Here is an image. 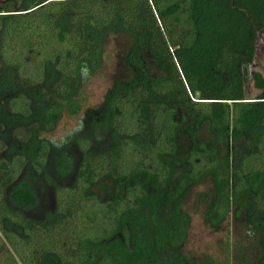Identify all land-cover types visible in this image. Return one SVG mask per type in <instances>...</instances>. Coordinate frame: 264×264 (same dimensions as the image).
Masks as SVG:
<instances>
[{"label": "trees", "instance_id": "trees-1", "mask_svg": "<svg viewBox=\"0 0 264 264\" xmlns=\"http://www.w3.org/2000/svg\"><path fill=\"white\" fill-rule=\"evenodd\" d=\"M262 30L264 0H25L18 13L6 2L0 264H183L154 252L162 241L154 232L168 228L181 245L189 219L180 206L173 211V200L207 177L218 198L209 221L232 205L247 206L260 249L254 264H264V75L252 68ZM111 31L132 39L124 56L130 76L87 111L91 134L83 129L74 138L78 162L69 151L58 161L73 178L70 186H54V211L44 203L46 218L32 215L37 196L22 176L53 182L45 173L49 140L39 134L51 132L66 110L77 113L75 92L101 67L102 40ZM248 81L261 92L248 97ZM182 134L189 140L184 154ZM104 181L101 199L90 190ZM148 187L161 200L150 212L144 205L156 196Z\"/></svg>", "mask_w": 264, "mask_h": 264}, {"label": "rangeland", "instance_id": "rangeland-1", "mask_svg": "<svg viewBox=\"0 0 264 264\" xmlns=\"http://www.w3.org/2000/svg\"><path fill=\"white\" fill-rule=\"evenodd\" d=\"M3 0H1L2 2ZM20 6V4H19ZM132 39L130 36L122 32H108L102 40L103 46V62L101 67L95 74L87 76L83 87L75 92L74 100L78 104L77 113L65 111L56 127L48 133H40L49 140L50 154L48 158L45 173L51 176L53 182L49 184V180L43 175L32 174L31 172L24 173L21 180L30 182L37 196L38 204L34 207L35 211H31L32 215L46 218L45 215L52 211L53 208V186L68 185L72 183L73 170L69 173L63 172L58 168V161L65 157V153H70V157L74 163L79 160V151L74 146V138L80 131L81 124L85 132L83 134H91L88 132L90 122L86 113L89 110L99 108L104 101L105 95L112 86L119 80H124L130 76V69L124 61L126 50L131 46ZM149 66L152 62L148 61ZM1 66V65H0ZM252 68L260 71L264 75V30H262L257 39L256 54ZM49 86L53 84V80L48 81ZM260 90L254 88L251 81L246 84V93L248 97H253ZM25 135L28 133V128L24 127ZM10 134H13L11 132ZM67 138L69 143L57 149L53 147L52 141H59L61 138ZM182 146L181 152L184 154L188 148L189 140L181 135ZM201 140H209V136L205 133L200 135ZM109 136L106 135L105 145L109 142ZM104 145V146H105ZM103 146V147H104ZM34 147V146H33ZM101 148V147H99ZM186 165H182L177 169L175 176H178ZM164 193L166 194V202L171 191L175 189V181ZM103 184H109L107 181L98 183L91 188V192L98 195L101 199L105 196L102 191ZM150 198L155 197L149 204L145 206L148 212L157 208L161 203L158 191L148 187ZM217 191L214 181L211 177L202 179L188 186L180 197L173 201L176 204L173 211L180 206V211L189 219V228L185 235V239L180 246H176L166 235V229L155 230L154 234H158L161 241V250L158 256L161 258L176 256L182 260L183 264H254V261L260 249L257 246V234L251 233L249 230L246 211L247 206L239 203L230 206L227 214L216 223H211L208 218V209L217 201ZM47 207L44 208L45 205ZM167 215V203L164 206ZM47 212V213H46ZM167 225V223H164ZM163 227V226H162Z\"/></svg>", "mask_w": 264, "mask_h": 264}, {"label": "flooded vegetation", "instance_id": "flooded-vegetation-1", "mask_svg": "<svg viewBox=\"0 0 264 264\" xmlns=\"http://www.w3.org/2000/svg\"><path fill=\"white\" fill-rule=\"evenodd\" d=\"M8 1H11V2H13V7L15 8V9H18L19 7H21L22 6V4H23V2L25 1V0H3L2 2H1V0H0V8L6 3V2H8ZM19 4H20V6H19ZM78 150V149H77ZM79 156H80V154H79ZM47 180H48V178H47ZM68 186H70V183L68 184ZM54 209H55V195H54V186H53V208H52V211L51 212H53L54 211ZM47 212H49V211H47ZM46 216V215H45ZM153 250H154V252L158 255V253H160L159 251L161 250V246L159 247V248H156V246L154 245L153 246ZM160 257V256H159ZM161 258V257H160ZM165 258H168V257H165ZM164 259V258H163Z\"/></svg>", "mask_w": 264, "mask_h": 264}, {"label": "clouds", "instance_id": "clouds-1", "mask_svg": "<svg viewBox=\"0 0 264 264\" xmlns=\"http://www.w3.org/2000/svg\"><path fill=\"white\" fill-rule=\"evenodd\" d=\"M83 130V125L81 124L80 128L77 129V131H82ZM69 143V140L65 138H61L59 141H52L53 147L57 149H61L65 147Z\"/></svg>", "mask_w": 264, "mask_h": 264}, {"label": "water", "instance_id": "water-1", "mask_svg": "<svg viewBox=\"0 0 264 264\" xmlns=\"http://www.w3.org/2000/svg\"><path fill=\"white\" fill-rule=\"evenodd\" d=\"M15 13H18V9H15Z\"/></svg>", "mask_w": 264, "mask_h": 264}, {"label": "built area", "instance_id": "built-area-1", "mask_svg": "<svg viewBox=\"0 0 264 264\" xmlns=\"http://www.w3.org/2000/svg\"><path fill=\"white\" fill-rule=\"evenodd\" d=\"M49 1H57V0H49Z\"/></svg>", "mask_w": 264, "mask_h": 264}]
</instances>
